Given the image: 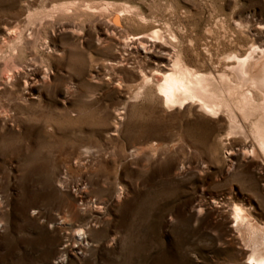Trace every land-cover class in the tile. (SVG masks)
<instances>
[{
	"label": "rangeland",
	"instance_id": "374dc122",
	"mask_svg": "<svg viewBox=\"0 0 264 264\" xmlns=\"http://www.w3.org/2000/svg\"><path fill=\"white\" fill-rule=\"evenodd\" d=\"M263 19L264 0H0V264H246L235 208L264 227V161L158 84L172 56L217 86Z\"/></svg>",
	"mask_w": 264,
	"mask_h": 264
},
{
	"label": "bare ground",
	"instance_id": "6f19581e",
	"mask_svg": "<svg viewBox=\"0 0 264 264\" xmlns=\"http://www.w3.org/2000/svg\"><path fill=\"white\" fill-rule=\"evenodd\" d=\"M255 24L259 29L252 34L254 42L248 46L243 58H238L230 52L232 57H236V63L227 70L219 71L217 86L213 81L210 84L206 75L179 70L178 58L172 60L170 56L168 60L173 62L172 65L176 70H170L166 66L159 70L161 81L158 84V90L168 104L191 99L198 102L201 109L207 113L226 111L230 129L234 133L239 132L246 138L252 139L255 143L251 149H242L245 156L256 155L264 161V19ZM11 33L8 31L7 34L10 41L14 42L17 37H11ZM143 41L144 38L132 36L128 44L131 45L133 42L136 46H140ZM153 46L160 47L161 51H167L166 45L162 43L154 42ZM5 60V56L0 54V81H7L4 71L9 66ZM11 65L12 68L17 69L20 63L14 62ZM35 79L34 76H28L24 84L34 85ZM232 153L231 151L230 154ZM235 210L236 228L242 237L246 238L247 246L251 247L249 261L247 260L246 264H264V227L252 225L248 212L240 211L238 207Z\"/></svg>",
	"mask_w": 264,
	"mask_h": 264
}]
</instances>
